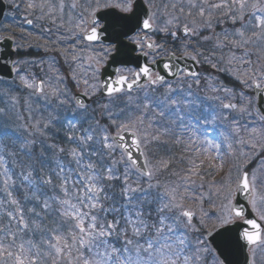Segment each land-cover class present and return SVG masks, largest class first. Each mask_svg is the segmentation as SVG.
I'll use <instances>...</instances> for the list:
<instances>
[{
  "label": "snow or ice",
  "instance_id": "snow-or-ice-1",
  "mask_svg": "<svg viewBox=\"0 0 264 264\" xmlns=\"http://www.w3.org/2000/svg\"><path fill=\"white\" fill-rule=\"evenodd\" d=\"M7 4L0 264H264V0Z\"/></svg>",
  "mask_w": 264,
  "mask_h": 264
},
{
  "label": "rangeland",
  "instance_id": "rangeland-1",
  "mask_svg": "<svg viewBox=\"0 0 264 264\" xmlns=\"http://www.w3.org/2000/svg\"><path fill=\"white\" fill-rule=\"evenodd\" d=\"M5 2L7 3V0H5ZM8 7H9V6H8ZM9 8H10V7H9ZM11 12H12V10H11V9H8V11H7V13H6V16H5V19H4V20H10V19H11V16L9 15ZM26 28H27V27H26ZM27 29H28L29 31H35V30L32 29L31 27H28ZM32 51H33V53L35 54V53L38 52L39 50L34 49V50H32ZM227 84H228V86H236L232 80H229V81L227 82Z\"/></svg>",
  "mask_w": 264,
  "mask_h": 264
},
{
  "label": "water",
  "instance_id": "water-1",
  "mask_svg": "<svg viewBox=\"0 0 264 264\" xmlns=\"http://www.w3.org/2000/svg\"><path fill=\"white\" fill-rule=\"evenodd\" d=\"M5 11H6V4L3 0H0V21L4 17ZM241 199H243V198L241 197Z\"/></svg>",
  "mask_w": 264,
  "mask_h": 264
},
{
  "label": "trees",
  "instance_id": "trees-1",
  "mask_svg": "<svg viewBox=\"0 0 264 264\" xmlns=\"http://www.w3.org/2000/svg\"><path fill=\"white\" fill-rule=\"evenodd\" d=\"M229 80H227V82H228Z\"/></svg>",
  "mask_w": 264,
  "mask_h": 264
}]
</instances>
